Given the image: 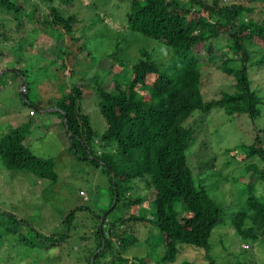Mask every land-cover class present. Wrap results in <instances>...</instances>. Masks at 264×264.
Instances as JSON below:
<instances>
[{
	"label": "trees",
	"instance_id": "16d2710c",
	"mask_svg": "<svg viewBox=\"0 0 264 264\" xmlns=\"http://www.w3.org/2000/svg\"><path fill=\"white\" fill-rule=\"evenodd\" d=\"M117 1L124 6V11L119 15L121 20L116 18L114 23L108 15H99L88 21L87 29L115 24L116 33L128 35V40L138 42L135 56L130 60H120L118 55L122 49L116 41L112 51L96 61V65L100 62L108 64L107 70L99 75V67L82 69L81 79H76L77 82L70 85L67 93L39 108L41 111L55 109L50 113H55L59 119L63 134L67 137L68 152L76 159L99 168L106 176L110 211L120 207L128 211L127 215L113 222L108 221L105 233L102 228L106 225L104 222L99 224L95 232L96 245L85 257L86 264H100L99 258L111 255L115 250L116 253L117 250L121 252L119 249L136 243L135 238L125 234L136 222L148 223L158 233L163 249L161 255L155 256L150 252L153 249L148 245V239L145 241L147 250L144 255L147 259L150 257L154 264H175L182 247L210 252V234L219 227H231L243 241L257 238L264 241V200L254 197L252 183H248L244 190L246 199L241 209L225 214L205 189L195 183L188 165L191 150L201 147L197 134L211 110L220 109L227 116L246 115L250 120L259 116L257 107L263 103L250 90L245 66L249 62L257 68L264 67V21L251 19V8L236 3L223 5L221 0H186L185 5L179 0ZM256 1L249 0V3ZM54 2L67 7L72 3L71 0H0V45L6 48L5 43L9 41L4 33L5 24L10 25L8 31L12 33L21 32L27 26L21 14L24 5L29 6L26 19L36 25L34 31L40 33L47 29L53 44L63 39L62 34L72 35L73 26L78 23L75 14H62L55 8ZM41 5L46 15L39 21L37 12H41ZM34 31L29 43H25V37L7 53L0 52V63L7 59L4 57L12 60L0 65V71L8 72L10 76L18 78L20 84L24 83L25 92L20 101L28 108H32V104L28 102L27 94L34 90L39 80L35 79L36 75L34 79H27L29 70L22 57L37 38ZM220 35L229 39L223 53L215 50ZM70 40L77 45V53L85 52L80 41L83 35L71 37ZM55 44L50 49L51 53L48 48L36 50L43 52L51 61L63 49V46ZM156 44L165 48L161 50H165L166 59H163V55L159 56ZM213 53L215 56L208 58V62L200 63L197 59L199 54L210 56ZM19 65L20 68L17 67ZM209 67L232 79V93L217 91V100H207L203 96L202 87L212 75L207 71ZM44 68L46 70L51 66L47 63L45 67H37L34 74ZM90 71L89 82H85L84 78ZM80 72L70 69V79ZM107 79L109 87H104ZM80 82L84 83V87ZM90 94L96 99L95 106L104 123V130L99 135L80 107L82 98ZM26 118V122L0 133V166L7 172L45 181L51 186L57 179L54 163L50 159L36 158L29 151L28 142L33 140L30 135L35 125L30 116L26 115ZM63 119L67 132L64 131ZM255 141L253 145L243 148L247 157L264 155L258 139ZM96 150H99L97 155ZM210 166V163H206L203 167L207 169ZM198 170L200 172L202 168L198 167ZM135 179L150 190L152 213L149 219L134 216L131 212L132 208L141 204V196L120 202L122 187ZM73 212L62 220L66 229ZM66 229L55 240L51 235L43 237L32 231L36 240L43 244L41 247L37 243L26 245L31 249H46L56 242L63 244L67 238ZM16 234L17 231L12 228H1L0 256L4 252L5 259L0 264H12L14 252L18 253L16 249L26 243L27 239L21 235L14 238ZM110 239L117 241V245ZM5 245L9 246V251L2 250ZM92 254H95L93 258ZM134 258L137 264H147L141 256ZM206 260L207 264L213 263L209 257ZM116 261L119 264L127 263L123 259L116 258Z\"/></svg>",
	"mask_w": 264,
	"mask_h": 264
},
{
	"label": "rangeland",
	"instance_id": "374dc122",
	"mask_svg": "<svg viewBox=\"0 0 264 264\" xmlns=\"http://www.w3.org/2000/svg\"><path fill=\"white\" fill-rule=\"evenodd\" d=\"M71 1L72 3L68 7L64 4L57 5L54 2V6L59 12L64 15L75 14L78 20V23L73 26L72 35L62 34L63 39L54 43L60 47L63 46L60 53H57L58 57L56 56L54 60L48 61L49 57H45L43 52L36 50L37 48L42 50L48 48V52L51 53L50 49L54 44L50 40L52 36L47 29L45 32L37 33L34 31L36 25L26 19L29 6L24 5L21 11L27 22L23 31L12 33V31H8L10 25H4V33L9 41L5 43L6 48L0 45L1 53H7V50L25 37L27 38L25 43H29L33 38L34 31L37 38L33 40L32 46L24 51L22 58L25 59L24 65H27L26 68L29 70L27 79H34L33 76L36 75L35 79L39 82H36L34 90L27 94L28 102L32 104V108H28L23 106L20 101V91L17 90L20 84L19 79L10 76L11 74L8 72L0 71V133L12 128L13 124H21L29 110L43 108L48 102L67 93L70 85L77 82L76 79H81L82 72L80 71L82 69H89L92 66L99 67V75L101 71L107 70L108 64L100 62L96 65V61L111 52L116 41L120 43L122 49L118 55L120 60H130L135 56L138 42L128 40V35L116 33L115 24L98 25L94 29H87L88 21L99 15H108L114 23L116 18L121 20L119 15L124 11L123 4L118 3L117 0ZM179 1L182 5L187 3L186 0ZM221 2L223 5L236 3L245 8H251L252 13L249 17L255 22L264 21V1L258 0L249 3V0H221ZM39 9L41 12H37V15L39 14V21H41V17L46 15V10L42 5ZM42 30L44 31V29ZM30 31L31 34H29ZM0 32H2L1 29ZM82 35L83 40L80 41H82L85 55L83 51V54L77 53V45L70 40L71 37L76 38ZM228 43L229 39L220 35L219 40L215 43V50L219 53L225 52ZM156 45L160 51L159 56L163 55V59H166L165 50H161L164 47ZM79 52L81 53V51ZM213 56H215L214 53L210 56L199 54L197 59L200 63H205L208 62V58ZM4 58L7 59L3 60L0 65L12 61L8 57ZM47 63L51 68L46 70L44 68L34 74L37 67H45ZM17 67L20 68L21 65ZM245 67L250 90L254 91L263 103L257 107L259 116L250 120L246 115L227 116L220 109L211 110L205 116L199 130L200 133L197 134V139L201 141V147L197 148L198 150L192 149V154L188 159L195 183L205 189L208 196L225 214L241 209L244 199H246L244 190L248 183H252L251 190L254 197L264 200V155L247 157L245 150L256 142L255 139H258L259 148L264 151V67L257 68L249 62ZM70 69L80 73H75V78L70 79L72 77L69 74ZM207 71H210L212 75L208 78V85H204L201 90L207 100H217V91L229 94L233 92L231 78L224 77L212 67L207 68ZM91 75L92 71L86 74L84 81L89 82L88 78ZM108 82L107 79L104 87L107 85L109 87ZM80 84L84 87L83 82ZM95 104L96 99L93 94H90L82 98L80 107L88 116L94 131L99 135L104 130V123ZM31 116L35 128L31 129L30 136H32L33 142L29 151L36 158L52 160L57 179L51 186H47L48 182L40 180H36L37 184L30 186L31 178H22L23 180L19 181V188H24L20 195V191H16L18 184L13 181L14 173L7 172L0 166V233L4 226L9 230L12 228L17 231L14 238L21 235L27 239L22 248L16 249L18 253L14 252L11 259L12 264H86L85 257H88L96 245L95 232L98 231L99 224L104 222L106 225V228L104 226L102 228L104 231L108 228V221L113 222L120 216L127 215L128 211L125 212L124 207H120V203L119 209L110 211L106 176L101 173L99 168H95L89 162L76 159L68 152L67 137L64 136L66 137L65 141L61 138L63 129L55 113L33 111ZM241 146L242 148H240ZM97 154H99V150H96ZM206 163L211 164L207 169L203 167ZM198 167H201L202 171L198 172ZM35 189H38L37 194L33 192ZM8 193L11 194L10 198H8L10 195ZM137 196H141L142 202L132 208L131 212L134 216L149 219L152 213L149 204L151 194L143 183L135 179L128 182L126 186L124 184L119 198L123 203L126 198L133 199ZM41 208L46 209L44 210L45 215L40 212ZM78 208H82V210ZM72 211L74 212L66 229V224H62V220ZM65 229L67 238L64 239L63 244L59 245L56 242L46 249H31L26 245L27 243H37L38 247H41L43 244L36 240L32 231L43 237L51 235L55 240L65 232ZM125 234L132 236L137 242L125 249H119L123 253L118 250L116 253L115 250L113 253L111 252V255L104 254L105 256L99 258L100 264H119L116 258L126 260L125 264H137L134 257L140 256L147 264H154L150 257L147 259L144 255L147 250L145 243L147 239L148 245L153 249L150 252H153L155 256L162 254L163 249L159 243L158 233L148 223L136 222L132 229L127 230ZM47 242L50 243V240ZM111 242L117 245V241L111 240ZM208 243L210 252L207 253L201 249L182 247L177 253L175 264H207L206 257L213 260L212 264H264V241L260 238L254 241H243L234 234L231 227H219L212 230ZM2 250L9 251V246L5 245ZM94 255L92 254L91 258ZM4 259L3 252L0 261H4Z\"/></svg>",
	"mask_w": 264,
	"mask_h": 264
},
{
	"label": "crops",
	"instance_id": "0c3cea01",
	"mask_svg": "<svg viewBox=\"0 0 264 264\" xmlns=\"http://www.w3.org/2000/svg\"><path fill=\"white\" fill-rule=\"evenodd\" d=\"M18 90V89H17ZM32 119V118H31ZM26 120H27V118H26V116L24 117V121L23 122H21V123H24V122H26ZM18 123V122H17ZM14 126L13 127H15V126H18V125H16V124H13ZM20 125V124H19ZM5 131V130H4ZM62 139H63V141H65L66 140V137H64V134H62V137H61ZM32 142H33V140H29V142H28V147L29 148H31V145H32ZM67 142V141H66ZM66 147V146H65ZM31 152V151H30ZM33 155V154H32ZM14 179H13V181H14V183L16 184H18V187H16V191H20V195L23 193V188L24 187H21V188H19V181H22L23 179L22 178H31V177H29V176H24V177H22V176H19V175H16V174H14ZM30 186H32L33 184H37L36 183V179H30ZM11 182V181H10ZM40 183V182H39ZM14 184V185H15ZM48 184V183H47ZM48 186V185H47ZM34 193H38V189H35L34 191H33ZM8 194H10V193H8ZM11 197V194L8 196V198H10ZM41 211L40 212H42V215H45V211L44 210H46V209H40Z\"/></svg>",
	"mask_w": 264,
	"mask_h": 264
},
{
	"label": "water",
	"instance_id": "95a60500",
	"mask_svg": "<svg viewBox=\"0 0 264 264\" xmlns=\"http://www.w3.org/2000/svg\"><path fill=\"white\" fill-rule=\"evenodd\" d=\"M24 83L22 82L21 83V85H20V97L21 98H23V96H24ZM37 112H39V113H49L50 111H55V109H47V110H43V111H41V110H39V109H36V108H34ZM63 124H64V131L65 132H67V129H66V125H65V121H64V119H63Z\"/></svg>",
	"mask_w": 264,
	"mask_h": 264
},
{
	"label": "built area",
	"instance_id": "2783aa9c",
	"mask_svg": "<svg viewBox=\"0 0 264 264\" xmlns=\"http://www.w3.org/2000/svg\"><path fill=\"white\" fill-rule=\"evenodd\" d=\"M32 113H33V111H32V110H29L28 116L32 117V116H31Z\"/></svg>",
	"mask_w": 264,
	"mask_h": 264
},
{
	"label": "clouds",
	"instance_id": "9594fccd",
	"mask_svg": "<svg viewBox=\"0 0 264 264\" xmlns=\"http://www.w3.org/2000/svg\"><path fill=\"white\" fill-rule=\"evenodd\" d=\"M19 91H20V90H19ZM33 109H34V108H33ZM33 109H32V110H33ZM33 111H36V110L34 109Z\"/></svg>",
	"mask_w": 264,
	"mask_h": 264
}]
</instances>
